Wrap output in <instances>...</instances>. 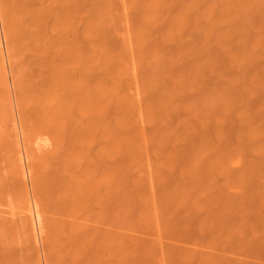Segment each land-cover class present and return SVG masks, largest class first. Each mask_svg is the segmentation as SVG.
<instances>
[{
    "label": "bare ground",
    "instance_id": "6f19581e",
    "mask_svg": "<svg viewBox=\"0 0 264 264\" xmlns=\"http://www.w3.org/2000/svg\"><path fill=\"white\" fill-rule=\"evenodd\" d=\"M42 258L264 264V0H0V264Z\"/></svg>",
    "mask_w": 264,
    "mask_h": 264
},
{
    "label": "rangeland",
    "instance_id": "374dc122",
    "mask_svg": "<svg viewBox=\"0 0 264 264\" xmlns=\"http://www.w3.org/2000/svg\"><path fill=\"white\" fill-rule=\"evenodd\" d=\"M1 34H2V33H1ZM1 37H2V40H3V36H2V35H1ZM2 43H4V42H2ZM5 58H7V62H5V63H7L6 66H7V69H8L7 71H8L9 81H12V73H11L12 70H11V67H10L11 64H9V62H8V57L6 56V54H5ZM5 60H6V59H5ZM10 83H11V82H10ZM10 87H11V86H10ZM11 93H12L11 100H12L13 105H14V106H13V105H12V106H13L14 114H15L16 117H17V114H16V113H17V108H16V105H15L17 101L15 102V99H14L15 96H13L15 93H14L12 87H11ZM15 98H16V97H15ZM27 180L29 181V177H28V176H27ZM39 244H40V243H39ZM43 262H44V261H43V258H42V264H45V263H43Z\"/></svg>",
    "mask_w": 264,
    "mask_h": 264
}]
</instances>
